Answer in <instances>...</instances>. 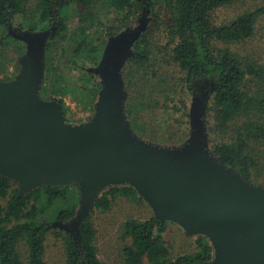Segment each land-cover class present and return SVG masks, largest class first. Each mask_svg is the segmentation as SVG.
<instances>
[{
  "label": "water",
  "instance_id": "95a60500",
  "mask_svg": "<svg viewBox=\"0 0 264 264\" xmlns=\"http://www.w3.org/2000/svg\"><path fill=\"white\" fill-rule=\"evenodd\" d=\"M146 26L143 16L108 38L99 63L88 68L102 84L95 114L80 124L66 121L60 101L41 95L53 28L15 34L27 50L15 79L0 80V176L17 183L20 196L43 186L78 185L75 217L56 224L75 239L102 192L126 185L157 220L209 240L212 258L191 264H264V187L207 149L204 108L193 107L190 137L181 146L145 141L129 125L122 71Z\"/></svg>",
  "mask_w": 264,
  "mask_h": 264
},
{
  "label": "trees",
  "instance_id": "16d2710c",
  "mask_svg": "<svg viewBox=\"0 0 264 264\" xmlns=\"http://www.w3.org/2000/svg\"><path fill=\"white\" fill-rule=\"evenodd\" d=\"M233 1L39 0V19L53 28L46 47L48 54L51 40L53 48L55 39L67 32L70 14L78 15L81 28L70 61L74 68L83 70L87 63L96 65L99 62L109 36L116 35L130 22L144 16L147 26L134 45L133 57L127 61L125 77L129 75L126 70L130 67L151 61V43L157 30H162L167 39L169 55L183 71L184 82L189 90H194L197 84L206 79L214 81L212 101L217 110L216 118L218 125L226 129L232 122L254 110L264 111V90L262 94L252 95L245 85L246 79H264V67L252 59L243 62L229 47L220 46L221 43H236L250 38L256 20L264 9L244 12L227 23L217 24L215 12ZM25 4L26 0H0V29H6L18 16L25 14ZM114 5L124 6L121 10L122 26L117 29L105 23L109 18L107 9L110 12ZM99 24L104 27L102 31L97 29ZM20 27L24 28L23 25ZM1 37L0 43L10 39L7 33ZM24 49L22 46L20 53H24ZM0 56L4 58L3 54ZM46 79H49L48 76ZM91 79L97 77L93 73L80 77L81 93L88 89L90 83L95 93L99 91L100 82ZM46 92L44 85L41 93ZM92 95L88 97L92 98ZM58 101L62 103L66 116L64 102ZM147 106L148 102L142 97L137 110L145 111ZM127 114H130L128 110ZM236 132L235 141L217 143L212 151L224 165L236 168L249 179L251 160L245 154L247 141L264 136V124L252 121L244 123L236 126ZM186 137L187 132L183 131L181 141ZM136 194L130 186H112L102 192L95 207L109 209L118 195L136 197ZM59 202H65V206L55 214L57 220L65 222L75 217L79 200L76 193L71 194L70 187L43 186L20 196L16 183L0 176V264H49L45 260L49 231L64 240L67 264H104L98 255L96 231L90 216L80 225L77 239L72 232L54 229L39 220L41 215ZM166 229L167 223L154 216L144 220L129 218L125 222L124 232L131 243L123 248L124 263L191 264L203 263L212 258L210 242L205 236L199 235L195 253L180 255L172 260L164 238ZM21 242L26 246L25 258L19 249Z\"/></svg>",
  "mask_w": 264,
  "mask_h": 264
},
{
  "label": "rangeland",
  "instance_id": "374dc122",
  "mask_svg": "<svg viewBox=\"0 0 264 264\" xmlns=\"http://www.w3.org/2000/svg\"><path fill=\"white\" fill-rule=\"evenodd\" d=\"M25 9V14L18 16L9 27L0 29V41L3 34L7 33L10 36L9 41L0 43V54L4 56V58L0 56V80L11 81L15 79L21 68L20 59L27 50L26 41L17 38L15 34L21 31L42 32L52 28L40 22L39 0H26ZM123 9V5H114V7H111L110 12L107 9L109 18H104V20L106 19L105 23L113 25V29L121 28V10ZM257 9H264V0H234L232 3L219 8L214 14V19L217 24H223L231 21L241 13ZM138 23L139 20H134L118 33L134 27ZM21 25L24 28H21ZM80 26L78 15L71 13L67 25L68 30L65 32L66 35L63 33V37L62 35L57 37L53 43V48L51 40V49L48 54L47 48L45 49V73L41 85V90L44 85L47 89L45 94L41 93L43 98L64 102L65 119L71 124L91 121L95 114V105L99 93V91L95 93L94 89L91 88V83L84 92L81 93V89H79L81 85L80 77L92 73L88 68L96 66L99 62L96 65L87 63L84 69L80 70L74 68L70 61L76 45L77 34L80 32ZM31 27L33 29H30ZM97 29L102 31L104 27L99 24ZM22 46L25 47L24 53H20ZM220 46L229 47L243 62L252 59L264 67V12L258 16L254 33L250 38L236 43H221ZM150 49L151 61L149 63L130 67L131 69L126 70L129 75L125 77L126 62L122 71L126 93L124 101L125 115L133 132L141 139L162 146L183 145L190 137L192 128L190 115L193 107L204 108L206 146L212 153V148L217 143L235 141L237 136L236 126L251 121L264 124V111L254 110L223 129L218 125L217 110L212 101L214 81L206 79L197 84L194 90H189L184 82L183 71L169 55L167 39L162 30H157L155 33ZM47 76L49 79H46ZM95 76L97 79L91 80H98L102 87L100 77ZM245 85L250 94H262L264 79H246ZM91 93H93L92 98L88 97ZM142 97L148 102V106L145 111H138L137 105ZM198 99L202 100L203 103H199ZM127 110L130 114H127ZM183 131L187 132V137L181 141ZM245 154L251 160L248 168L250 171L249 179L242 176L236 168L226 166L233 169L249 183L264 187V136L248 140ZM67 187H70L72 195L76 193L80 204L78 185H67ZM64 203L59 202L53 208H49L39 217V220L54 229L60 228L56 224L61 220H57L55 214L61 207L65 206ZM89 216L96 231L95 242L102 262L104 264H125L123 248L131 243L130 238L124 232L125 222L132 217L142 220L148 219L154 216V212L145 200L139 198L138 194H136V197L118 195L109 209L104 210L94 207ZM166 223L167 229L164 232V238L169 247L172 260L177 256L192 254L198 250L197 236H188L184 229L175 222L167 221ZM64 247V240L53 231H49L46 239L45 260L49 264H67ZM19 249L22 257L25 258V244L21 242Z\"/></svg>",
  "mask_w": 264,
  "mask_h": 264
}]
</instances>
